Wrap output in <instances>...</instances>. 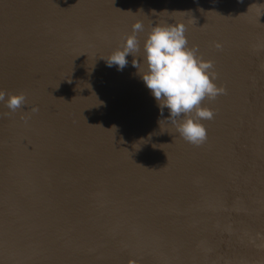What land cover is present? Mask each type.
I'll return each mask as SVG.
<instances>
[{
  "label": "water",
  "instance_id": "95a60500",
  "mask_svg": "<svg viewBox=\"0 0 264 264\" xmlns=\"http://www.w3.org/2000/svg\"><path fill=\"white\" fill-rule=\"evenodd\" d=\"M136 20L212 61L202 144L107 65ZM0 89V264H264V0H0Z\"/></svg>",
  "mask_w": 264,
  "mask_h": 264
},
{
  "label": "clouds",
  "instance_id": "9594fccd",
  "mask_svg": "<svg viewBox=\"0 0 264 264\" xmlns=\"http://www.w3.org/2000/svg\"><path fill=\"white\" fill-rule=\"evenodd\" d=\"M143 29V22L136 20L131 34H125L121 38L122 44L104 58L107 65L123 70L128 64L126 58L131 54L132 65L138 69L139 77L156 100L161 115L166 108L169 113L166 120L179 137L194 145L202 144L207 139V129L202 121L211 120L215 115L212 109L202 106V101L205 98L214 100L226 91L215 83L217 74L212 61L204 60L198 54V46L188 45L186 26L180 21L171 24L152 22L142 45L143 54L137 58L135 53L141 50L138 33ZM0 102L10 112H15L26 103V96L0 89ZM37 110L32 108V111Z\"/></svg>",
  "mask_w": 264,
  "mask_h": 264
}]
</instances>
